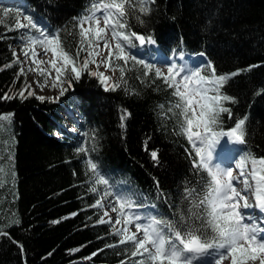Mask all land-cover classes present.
Instances as JSON below:
<instances>
[{
  "label": "trees",
  "instance_id": "trees-1",
  "mask_svg": "<svg viewBox=\"0 0 264 264\" xmlns=\"http://www.w3.org/2000/svg\"><path fill=\"white\" fill-rule=\"evenodd\" d=\"M14 1V6L0 7L29 9L74 50L75 41L65 30L73 29L74 18L84 13L89 0ZM144 20L143 25L135 18L129 22L135 32L153 36L163 50L201 51L219 74L250 68L226 88L238 99L231 105L234 115L249 116L248 145L230 147L237 154L264 156V0H157ZM18 36L0 24V66L13 59ZM18 67L0 71V97L25 86L22 76L16 77ZM134 67L127 75L139 95L105 91L85 72L71 88L64 85L67 91L55 101L47 99L55 96H45L43 102L35 96L0 99V114H13L11 127L0 138V226L10 225L5 227L9 235L0 236V264H120L125 258L117 255L125 246L104 247L118 237L110 234V225L96 223L99 210L87 207L96 197L86 192V157L75 152L85 143L82 133L96 131L99 148L90 155L102 171L121 182L120 188L137 193L139 200L155 204L162 215L171 217L173 208L159 196L156 181L173 205L180 204L185 182L195 183L186 151L191 146L182 135L173 134L175 118L163 120L157 108L174 99L171 90L159 80L141 85L134 76L143 69ZM66 103L74 107L76 119L67 114ZM125 110L130 115L122 128ZM224 119L225 127L232 125L226 114ZM152 150L158 152L159 163L152 160ZM17 219L19 224L13 223ZM13 241L23 245V253ZM94 252L98 254L87 259Z\"/></svg>",
  "mask_w": 264,
  "mask_h": 264
},
{
  "label": "snow or ice",
  "instance_id": "snow-or-ice-1",
  "mask_svg": "<svg viewBox=\"0 0 264 264\" xmlns=\"http://www.w3.org/2000/svg\"><path fill=\"white\" fill-rule=\"evenodd\" d=\"M156 2L89 0L84 13L74 18L73 29L65 30L75 41L74 50L65 45L59 32L50 33L39 25L29 9L21 11L20 8L0 7V24L6 25L8 31L18 32L20 41L19 54L14 49L13 59L0 66V71L18 65L17 79L36 73L38 79L34 83L41 90L48 86L51 78V87H59L60 96L72 87L73 80H80L85 72L96 77L105 91L123 89L127 95L140 94L127 75L135 71L134 66L143 69L134 76L141 85L148 87L157 80L162 81L174 99L167 106L157 105L159 114L163 120L175 118L173 134L182 135L191 146L190 151H186L197 179L194 184L185 182L179 205L168 200V194L156 181L159 196L173 208L172 216L148 211L149 208L156 209V205L144 203L134 191L120 188L121 182L103 172L91 157L90 154L99 148L96 131L82 133L85 143L79 145L75 152L77 156L83 154L86 157V192L96 197L87 207L99 210L101 214L96 223L110 225V234L118 237L104 247L115 249L125 246L122 253H117L125 257L120 264H225V261L249 264L257 260L264 264V215L257 216L248 211L254 209L264 213V156H257L252 151H239L229 165L217 159V150L224 144L236 148L248 145L249 116L234 115L231 105L237 104L238 99L228 94L226 88L234 77L250 68L219 74L210 59L202 66L190 68L186 63L175 61L157 66L138 58L132 52L137 47L136 42L143 47L156 41L151 35L135 32L129 21L135 18L143 25L146 22L144 17L151 15ZM81 53L85 55L82 57ZM199 55L205 56V53ZM179 58L183 59L182 53ZM90 64L95 65V70L89 68ZM102 65L105 72H118L119 78L113 80L99 71ZM17 96L21 99L35 96L41 102L46 99L35 95L26 81L19 91H10L0 99ZM58 98L47 99L55 101ZM224 114L233 121L229 127H225ZM129 115L126 110L122 112V128ZM12 119V113L0 114V138L11 127ZM150 155L155 163H159L156 150H152ZM3 172L4 169L0 168V179ZM11 176H15L14 171ZM110 213H115V217ZM13 223L19 224V220ZM8 226H0V236L9 235L5 231ZM13 243L23 253V245L17 241ZM97 254L94 252L87 259Z\"/></svg>",
  "mask_w": 264,
  "mask_h": 264
},
{
  "label": "rangeland",
  "instance_id": "rangeland-1",
  "mask_svg": "<svg viewBox=\"0 0 264 264\" xmlns=\"http://www.w3.org/2000/svg\"><path fill=\"white\" fill-rule=\"evenodd\" d=\"M15 50L18 52L19 54V45L15 48ZM39 50V49H38ZM51 54L49 53L48 56H50ZM45 59H48V57H44ZM21 59H23V57L21 56ZM190 63H192V61H190ZM193 65V64H191ZM25 68H27V64L24 65ZM46 66V65H45ZM194 66V65H193ZM91 69L92 70H95V65H91ZM99 71L101 72H105V68L104 66L102 65L99 69ZM53 77L55 75V73L53 72ZM105 75H108V76H111L114 79H116L115 75L116 73L112 72V71H107L105 72ZM38 77L36 75V73H28L27 76H22V80L23 81H26L28 85L31 86V89L35 91V94H37L38 96H51V97H56L60 94V90H59V87L57 88H52L51 87V78L48 79V86L43 88V90H41L39 87H37V85L34 83L35 80H37ZM254 210V209H253ZM110 215H112L113 217H115V213H110ZM257 215V214H256ZM259 216V215H257ZM119 227V226H117ZM134 231V229H133ZM225 264H229L228 261H225ZM249 264H259V261H255V262H252L250 261Z\"/></svg>",
  "mask_w": 264,
  "mask_h": 264
},
{
  "label": "bare ground",
  "instance_id": "bare-ground-1",
  "mask_svg": "<svg viewBox=\"0 0 264 264\" xmlns=\"http://www.w3.org/2000/svg\"><path fill=\"white\" fill-rule=\"evenodd\" d=\"M192 59L193 58H191V60L190 61H192ZM194 60V59H193ZM196 60V59H195ZM199 64V61H196L195 63L193 62V65L195 66V65H198Z\"/></svg>",
  "mask_w": 264,
  "mask_h": 264
}]
</instances>
